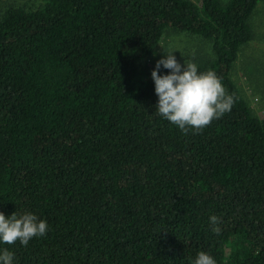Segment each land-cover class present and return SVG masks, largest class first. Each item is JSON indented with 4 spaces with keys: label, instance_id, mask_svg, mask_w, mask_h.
<instances>
[{
    "label": "trees",
    "instance_id": "trees-1",
    "mask_svg": "<svg viewBox=\"0 0 264 264\" xmlns=\"http://www.w3.org/2000/svg\"><path fill=\"white\" fill-rule=\"evenodd\" d=\"M262 1L25 0L0 12V212L49 225L26 247L0 246L15 264H192L201 250L264 264V115L232 75ZM175 32L203 44L177 60L214 71L235 101L202 130L155 108L149 63Z\"/></svg>",
    "mask_w": 264,
    "mask_h": 264
},
{
    "label": "clouds",
    "instance_id": "clouds-1",
    "mask_svg": "<svg viewBox=\"0 0 264 264\" xmlns=\"http://www.w3.org/2000/svg\"><path fill=\"white\" fill-rule=\"evenodd\" d=\"M171 52L157 60L151 72L154 90L158 97L157 113L180 130H202L214 119L231 111L234 98L227 94L222 79L214 71H199L195 63L181 64ZM161 68L169 70L161 73ZM214 233L219 234V218L209 216ZM49 231L47 220L31 211L6 216L0 212V246L13 245L17 241L27 246L34 237L45 236ZM0 264H15L14 252L0 247ZM192 264H217L209 252L199 251Z\"/></svg>",
    "mask_w": 264,
    "mask_h": 264
},
{
    "label": "rangeland",
    "instance_id": "rangeland-1",
    "mask_svg": "<svg viewBox=\"0 0 264 264\" xmlns=\"http://www.w3.org/2000/svg\"><path fill=\"white\" fill-rule=\"evenodd\" d=\"M25 0H0V12L9 5H17ZM197 1V0H194ZM250 25L254 37L244 45L239 52L235 62L232 75L236 83L241 88L243 95L247 98L251 111L254 115L262 117L264 115V1L259 3L255 12L251 15ZM171 52L174 50L176 58L187 59L202 48L199 39L189 34H175L166 36L165 41L157 47L155 56L149 63V70L158 60V56L163 55L161 51L164 45ZM152 71V70H150Z\"/></svg>",
    "mask_w": 264,
    "mask_h": 264
}]
</instances>
